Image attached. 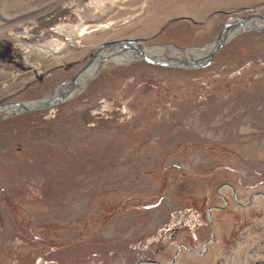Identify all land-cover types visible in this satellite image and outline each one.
<instances>
[{"label":"rangeland","instance_id":"1","mask_svg":"<svg viewBox=\"0 0 264 264\" xmlns=\"http://www.w3.org/2000/svg\"><path fill=\"white\" fill-rule=\"evenodd\" d=\"M256 11L264 15V0H0V104L45 97L105 41L200 51L225 21ZM76 89L42 110L0 112V264L155 259L161 244L139 249L171 209L139 238L104 231L126 223L121 208L154 205L170 185L180 192L174 176L146 200L121 201L111 192L136 181L128 179L141 170L136 161L181 154L189 140L221 146L210 150L224 159L237 151L229 175L238 176L229 178L246 192H264V32L236 33L201 68L111 61ZM166 163L157 170L162 177ZM200 205L172 209L192 207L207 219ZM239 207L216 251L190 264H264V197Z\"/></svg>","mask_w":264,"mask_h":264},{"label":"crops","instance_id":"2","mask_svg":"<svg viewBox=\"0 0 264 264\" xmlns=\"http://www.w3.org/2000/svg\"><path fill=\"white\" fill-rule=\"evenodd\" d=\"M198 143L197 141L189 140L188 146L184 144L186 146L185 152L181 150V154L168 155L162 159H157L155 156L152 158H156L154 159L156 161L152 160V163L146 160L139 164L136 161L137 166L141 170L137 175H131L128 178L136 181L127 182L126 184L123 182L119 189H115L119 190V192H115L114 190L111 192L112 195L120 196L121 201L146 200L148 197L153 196L156 190H159L163 178L167 180L174 178L175 182L173 183V187L178 184L180 188L176 187V189H180L181 191L175 193L176 190L174 191L170 185L166 189L164 196L160 197L159 200L157 199V203L154 205L139 204L134 207L131 206V208H127V205L126 208H121L120 210L123 211L121 217L127 218L126 223H108L109 225H106V230L104 231L105 236L114 237L120 234L122 240L126 237L134 239L145 236L156 228L166 217V213L170 209L180 204H193L198 202L201 204L200 206H206V211L209 206L222 205L224 202L216 193L217 189L221 186L219 191L229 200V204L224 209H212L211 215L214 220L215 240L208 243L204 253L198 254L193 251L202 250L203 243L210 236L209 224L208 226L201 227L197 231L195 239L190 236L186 229H180L174 237V245L172 247L167 248L164 246L160 250L155 249L154 251L157 252L153 254H155L154 258L158 261L168 262L171 261L179 248L174 264H190L194 260H205L212 251H216L215 248L220 243L219 237L222 235L224 238H227L229 235L234 221V213L240 210V208H243L239 207L238 209L231 189L225 184L228 183L233 186L237 197L243 194L246 195L247 198L244 201H247L248 197L252 195V192H246L247 188L238 186L229 178V176L232 178H237L238 176L237 172L234 175H229L234 171V165L236 164V160H238L232 159L231 155L235 152L236 157L239 156L237 151L230 152L228 150L229 152L227 154H230V158L224 159V157L215 156L210 150L212 148L219 149L221 146H213L203 142ZM162 148H168V153L171 152L169 150L170 146L168 145H164ZM222 154H226V152L222 150ZM164 155L166 156V154ZM164 163L167 166L166 171L168 170L170 172L162 177L161 173L157 172V170ZM168 167L171 170L167 169ZM172 176L174 177L172 178ZM225 191H229L230 194L227 195ZM111 201L116 203L118 199H111ZM123 205L124 203L121 204V207Z\"/></svg>","mask_w":264,"mask_h":264},{"label":"water","instance_id":"3","mask_svg":"<svg viewBox=\"0 0 264 264\" xmlns=\"http://www.w3.org/2000/svg\"><path fill=\"white\" fill-rule=\"evenodd\" d=\"M252 20H258L261 23H255L256 25H252L249 23ZM240 28H244V29H240ZM234 30H237V31H235V33H231ZM246 30H255V31L264 32V15H262L259 11H256L254 13L238 17L236 18V20L232 18L228 19L220 27L217 33L215 42L212 45L210 51L206 55H203L200 57H189V56L183 57V55L182 56L176 55L173 58H166V59H162L159 56H156V58H154L153 55L151 56L146 55L144 53V48L153 49L156 45H144L143 42L137 41L134 39H117V40H111L108 42H103L97 48L94 49V52L88 58V60L71 77L57 84L45 97H42L40 99L30 100V101L6 102L3 104H0V112L15 114V113H20V112H31L35 110H42V109L48 108L52 105H55L59 102H62L68 99L69 97L73 95L72 89L76 83V79L78 78L79 74L88 66L89 63L92 62V60H94L99 55V53L104 48L111 47L114 44H119L126 49H133L138 55H140L141 57L140 61H143L149 64L161 65V66H181V67H186V68H201V67H205L210 64L212 57L230 40L231 37H233L236 33L240 31H246ZM171 47H174L180 51H185L186 49V48L177 47L174 45H172ZM64 87H66L67 89L64 90ZM10 109H13V110L9 112ZM225 185L231 189L234 201L240 206H248L257 195H261L264 197V192H257V193L250 195L247 201L242 202L238 199L236 195V191L233 188V186L228 183ZM220 187L217 189L216 193L222 199L224 204L208 207L207 220L210 225V236L203 243L202 250L193 251L198 254H203L204 251L207 249L208 243L215 240L214 220L211 215L212 209H224L229 204V200L220 193L219 191ZM178 251H179V248H178ZM178 251L174 254L171 261H169V264L175 263ZM140 263L162 264L155 259H142V260L135 262V264H140Z\"/></svg>","mask_w":264,"mask_h":264},{"label":"bare ground","instance_id":"4","mask_svg":"<svg viewBox=\"0 0 264 264\" xmlns=\"http://www.w3.org/2000/svg\"><path fill=\"white\" fill-rule=\"evenodd\" d=\"M249 23L252 25H256L255 23H261V22H259L258 20H252ZM63 28L64 29H71V27H68V26H65ZM240 29H244V28H240ZM237 30L232 31L231 33H235V31H237ZM81 31H83V29H81ZM105 42H108V41H105ZM213 44L214 43L206 46L205 50H200V51H198L195 47L186 48L185 51H180L174 47H171L170 45H163V46L162 45H156L153 49L144 48V53L148 56L153 55L154 58H156V56H159L162 59H166L167 54H174V53L176 55L178 53H180V55L182 54V55H186L189 57H200V56L206 55L210 51ZM122 47L123 46H121L119 44H114L111 47L104 48L102 51L100 50L101 52L99 53V55L94 60H92V62L89 63L88 66L79 74L78 78L76 79V83L86 82L89 78L95 76L98 73L99 69L102 66H105L108 62L113 61L114 63H124V61H132L134 59L135 60L141 59L140 55H138L137 53H136L137 55L132 54L129 51V50L134 51L133 49H126V48H124V47L122 48ZM57 49H58V46H54L52 48V50L54 52H56ZM203 52H205V53H203ZM76 83L72 89L73 94L78 90L81 91V89H82V88L76 89ZM66 89L67 88L64 87V90H66ZM55 93H57V92H55ZM11 110H13V109H10L9 112ZM140 264H142V263H140ZM162 264H169V262L162 263Z\"/></svg>","mask_w":264,"mask_h":264},{"label":"built area","instance_id":"5","mask_svg":"<svg viewBox=\"0 0 264 264\" xmlns=\"http://www.w3.org/2000/svg\"><path fill=\"white\" fill-rule=\"evenodd\" d=\"M208 224V220L203 218L201 213L195 208L179 207L171 209L167 222L159 224L154 234L152 233L153 235L146 237L148 240L139 249L140 253L150 244H161L163 247L174 245V236L180 229H186L193 238H196L197 230L208 226Z\"/></svg>","mask_w":264,"mask_h":264}]
</instances>
